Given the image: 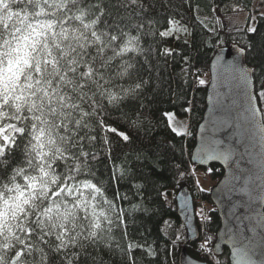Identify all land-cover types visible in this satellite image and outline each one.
Segmentation results:
<instances>
[{
    "label": "trees",
    "instance_id": "1",
    "mask_svg": "<svg viewBox=\"0 0 264 264\" xmlns=\"http://www.w3.org/2000/svg\"><path fill=\"white\" fill-rule=\"evenodd\" d=\"M252 4L0 0V264H178L184 246L227 264V250L212 253L219 218L190 154L219 47L244 49L264 122V15L257 33L250 17L229 18ZM208 168L217 181L222 169ZM184 186L210 206L191 243L174 199Z\"/></svg>",
    "mask_w": 264,
    "mask_h": 264
},
{
    "label": "water",
    "instance_id": "2",
    "mask_svg": "<svg viewBox=\"0 0 264 264\" xmlns=\"http://www.w3.org/2000/svg\"><path fill=\"white\" fill-rule=\"evenodd\" d=\"M241 49L243 48L238 45L219 47L215 50L209 62L205 109L195 131V143L190 154V163L196 168L204 169L216 164L222 169L220 178L208 192L209 200L219 218V227L212 246V253L215 256L222 255L225 250H227L228 255V248L230 247L226 245L227 237L220 235L225 230L229 219L227 217L228 202L223 200L219 191V182L223 179L225 169L218 162L202 164L199 159H192V156L200 147L202 137L213 115L222 116L230 125V129L226 128L219 138L225 140L230 135L232 140L236 141L239 148L235 151V156L241 159V168L244 170L245 175L250 176L253 181L249 185L251 199L245 196L243 202L245 213L255 220L261 212H264V168H261L260 165L261 160L264 159V122L255 95L254 82L252 84L253 77L241 78V72L244 68H247L249 73L252 72L246 63L245 51L241 52ZM228 53L231 55H226V59H234L237 63L233 65L232 73L225 78L222 67L225 62H217L215 57L217 54L222 56ZM208 130L210 131V129ZM228 142L231 143V141ZM181 193L182 195H180ZM174 199L176 214L181 224H184L187 242L196 241L199 238V229L190 191L184 186L177 191ZM189 214L192 216L191 225L185 223ZM217 244L219 245L218 248L215 247ZM252 258L257 264H261V261H264V256L261 255L259 250ZM190 260L196 261L195 258L188 254L186 247H182L178 254V264H188Z\"/></svg>",
    "mask_w": 264,
    "mask_h": 264
},
{
    "label": "snow or ice",
    "instance_id": "3",
    "mask_svg": "<svg viewBox=\"0 0 264 264\" xmlns=\"http://www.w3.org/2000/svg\"><path fill=\"white\" fill-rule=\"evenodd\" d=\"M246 31L248 33H257L259 29L258 27H250L247 28ZM168 36L169 34L167 32L162 34V38ZM240 51L243 52L244 49ZM163 54L168 55L170 51L165 49ZM226 55L231 54H223L222 56L221 54H217L215 57L217 62H225L222 64L225 78L232 73L233 65L237 63L234 59H226ZM253 75L254 73H249L247 68H244L241 72L242 79L247 78V76L253 77ZM200 84L203 85L205 83L200 81ZM261 87L264 88V85H261ZM261 94H264V92ZM226 128L230 129L228 122L222 116L213 115L202 137L200 147L192 156V159H199L202 164L218 162L225 169L223 179L219 182V191L222 194L223 200L228 202V224L225 230L220 233V235L227 237L226 245L230 246L226 257L227 264H257L252 257L258 250L261 255L264 256V212H261L258 218L254 220L244 211L243 202L245 196L251 199V189L249 185L253 181L250 176L245 175L244 170L241 168V159L235 156V151L239 148L236 141L232 140V136L230 135L227 136L225 140L219 138V136L225 132ZM208 129H210V131ZM121 138L125 142L129 140L126 132L121 134ZM228 141H231V143ZM260 165L261 168H264V159L261 160ZM208 171L212 172L215 171V169L209 168ZM180 195H182V193ZM196 215L200 214L196 213ZM208 219L210 220V217ZM191 222L192 216L189 214L186 217L185 223L191 225ZM182 226H184V224H182ZM208 239L209 238L205 239L204 245H207ZM215 247L218 248L219 245L217 244ZM198 248L202 252L205 250L201 244L198 245ZM149 252L152 254L151 250H149ZM188 264H215V261L208 258L207 253H205L203 258L196 261L190 260ZM261 264H264V261H261Z\"/></svg>",
    "mask_w": 264,
    "mask_h": 264
},
{
    "label": "rangeland",
    "instance_id": "4",
    "mask_svg": "<svg viewBox=\"0 0 264 264\" xmlns=\"http://www.w3.org/2000/svg\"><path fill=\"white\" fill-rule=\"evenodd\" d=\"M257 14H262L264 15V0H253V4L251 7V11L250 12H243V11H238L237 13L232 12V14L230 15V20L233 23H237V24H243L246 22L247 18L250 17V27H253V23L252 20L253 18H255V15ZM16 65L13 66V68H15ZM10 71V70H9ZM5 80L7 82L11 81V78L9 75H7V73L5 74ZM208 81V78L206 79V82ZM167 118L169 121L170 126L172 127V129L177 132V133H186L187 131V118L185 117H180L178 115H176L174 112H169L167 113ZM6 132L1 131L0 132V141L3 140L4 135L2 136V134H5ZM209 168L206 169L207 173H210L208 171ZM193 174L195 175V177H200L203 174V171L198 169V168H193L192 169ZM216 183V181H214L212 178H210L209 180H207L206 182H201L200 187L205 190V191H209L211 189V187ZM165 200L166 202L169 204L170 200H169V196L167 193L164 194ZM197 209V208H196ZM210 206L209 204L204 208V209H197L196 213H199L202 218L203 215H207V212L209 211ZM181 229V236L182 239H184V232L183 229Z\"/></svg>",
    "mask_w": 264,
    "mask_h": 264
},
{
    "label": "built area",
    "instance_id": "5",
    "mask_svg": "<svg viewBox=\"0 0 264 264\" xmlns=\"http://www.w3.org/2000/svg\"><path fill=\"white\" fill-rule=\"evenodd\" d=\"M201 75H204V73H202ZM208 179H209V178H208L207 175H202V176L197 177V178L195 179L196 193H197L198 196H199V194H200V191H199V186H200V184H199V183H201V182H206ZM197 198H198L197 201L199 202L200 207H202V206L204 205V201H203L202 199H200L199 197H197Z\"/></svg>",
    "mask_w": 264,
    "mask_h": 264
},
{
    "label": "bare ground",
    "instance_id": "6",
    "mask_svg": "<svg viewBox=\"0 0 264 264\" xmlns=\"http://www.w3.org/2000/svg\"><path fill=\"white\" fill-rule=\"evenodd\" d=\"M204 109H205V108H204ZM203 112H204V111H203ZM191 165H192V164H191ZM192 167H193V168H196V167H194L193 165H192ZM193 168H192V169H193Z\"/></svg>",
    "mask_w": 264,
    "mask_h": 264
}]
</instances>
